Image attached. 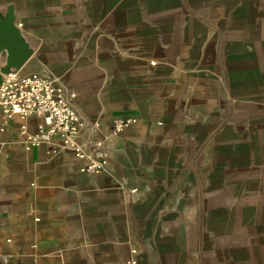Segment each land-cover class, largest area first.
I'll use <instances>...</instances> for the list:
<instances>
[{
  "label": "crops",
  "instance_id": "obj_1",
  "mask_svg": "<svg viewBox=\"0 0 264 264\" xmlns=\"http://www.w3.org/2000/svg\"><path fill=\"white\" fill-rule=\"evenodd\" d=\"M101 140H0V264H264V0H0ZM0 52V72L7 66ZM137 117L110 134L117 117ZM161 121V124L158 123Z\"/></svg>",
  "mask_w": 264,
  "mask_h": 264
},
{
  "label": "built area",
  "instance_id": "obj_2",
  "mask_svg": "<svg viewBox=\"0 0 264 264\" xmlns=\"http://www.w3.org/2000/svg\"><path fill=\"white\" fill-rule=\"evenodd\" d=\"M75 94L67 92L57 78L38 72L13 69L0 72V140L4 126L14 115L21 118L38 117L35 132L21 126L23 146L32 149L46 144L53 151L70 148L76 157L84 160V170L97 174L104 169L105 152L101 140L90 148L77 142L85 121L73 106ZM137 117H117L110 124L109 133L118 134L137 122ZM161 124V121H158ZM124 264H139L137 249L131 248Z\"/></svg>",
  "mask_w": 264,
  "mask_h": 264
},
{
  "label": "water",
  "instance_id": "obj_3",
  "mask_svg": "<svg viewBox=\"0 0 264 264\" xmlns=\"http://www.w3.org/2000/svg\"><path fill=\"white\" fill-rule=\"evenodd\" d=\"M12 7H9L5 16H0V52H7L8 63L3 72L19 69L27 58L33 53L32 47L24 39L15 24Z\"/></svg>",
  "mask_w": 264,
  "mask_h": 264
}]
</instances>
